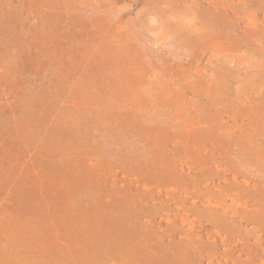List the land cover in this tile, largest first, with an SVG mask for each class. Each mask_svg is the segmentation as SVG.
I'll return each mask as SVG.
<instances>
[{
	"label": "rangeland",
	"instance_id": "obj_1",
	"mask_svg": "<svg viewBox=\"0 0 264 264\" xmlns=\"http://www.w3.org/2000/svg\"><path fill=\"white\" fill-rule=\"evenodd\" d=\"M139 262L264 264V0H0V264Z\"/></svg>",
	"mask_w": 264,
	"mask_h": 264
},
{
	"label": "bare ground",
	"instance_id": "obj_2",
	"mask_svg": "<svg viewBox=\"0 0 264 264\" xmlns=\"http://www.w3.org/2000/svg\"><path fill=\"white\" fill-rule=\"evenodd\" d=\"M226 70H227V69H226ZM226 70H225V71H226ZM216 79H217V78H216ZM221 86H222V85H221ZM130 256H131V255H130ZM128 257H129V256H128ZM138 258H139V257H138ZM128 259H129V258H128ZM131 259H132V258H131ZM134 259H135V258H134ZM139 260H140V259H139ZM132 261H133V260H132ZM130 262H131V261H130ZM139 263L141 264V262H139ZM134 264H135V263H134Z\"/></svg>",
	"mask_w": 264,
	"mask_h": 264
}]
</instances>
